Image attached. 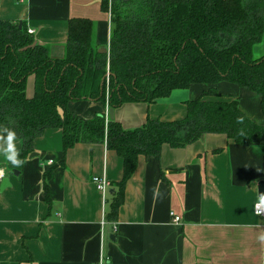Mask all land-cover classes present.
I'll use <instances>...</instances> for the list:
<instances>
[{"label":"crops","instance_id":"crops-1","mask_svg":"<svg viewBox=\"0 0 264 264\" xmlns=\"http://www.w3.org/2000/svg\"><path fill=\"white\" fill-rule=\"evenodd\" d=\"M102 1L0 0V19L25 23L54 58L66 54L70 20L90 19L94 41L109 57L112 14ZM34 82L30 77L29 96ZM216 88L224 98L239 97L242 111L264 125L260 95L228 81ZM208 89L196 83L155 103H125L114 109V119L128 129L148 119L179 120L186 101ZM70 108L83 119L105 113L110 121L108 103L84 100ZM34 149L37 156L19 166L0 156L10 183L1 190L0 182V264H264L258 239L264 219L254 211L264 182V145L209 133L184 148L165 145L160 155H142L115 216L110 211L124 161L106 142L78 143L65 153L62 130L49 128ZM93 176L110 180L106 194Z\"/></svg>","mask_w":264,"mask_h":264},{"label":"trees","instance_id":"trees-1","mask_svg":"<svg viewBox=\"0 0 264 264\" xmlns=\"http://www.w3.org/2000/svg\"><path fill=\"white\" fill-rule=\"evenodd\" d=\"M102 6L112 14L109 57L99 51L90 19L70 20L66 54L57 58L25 23L0 19V131L16 132L20 159L35 153L36 138L49 128L62 130L65 153L78 143L106 142L124 161L115 216L142 155H160L165 145L184 148L209 133L264 145V125L242 111L239 97L224 98L216 88L228 81L254 91L264 112V53H255L264 42V0H103ZM196 83L209 89L186 101V116L175 121L148 119L128 129L115 119L106 123L105 113L83 119L70 108L84 100L114 109L151 104Z\"/></svg>","mask_w":264,"mask_h":264},{"label":"clouds","instance_id":"clouds-1","mask_svg":"<svg viewBox=\"0 0 264 264\" xmlns=\"http://www.w3.org/2000/svg\"><path fill=\"white\" fill-rule=\"evenodd\" d=\"M6 135L0 137V156L4 157L13 166H19L25 161L21 160L19 149L17 147V134L15 131L4 129ZM260 203L264 205V198H261ZM259 215V213H257ZM261 242H264V233L258 236Z\"/></svg>","mask_w":264,"mask_h":264},{"label":"built area","instance_id":"built-area-1","mask_svg":"<svg viewBox=\"0 0 264 264\" xmlns=\"http://www.w3.org/2000/svg\"><path fill=\"white\" fill-rule=\"evenodd\" d=\"M28 32L29 34L33 35L35 31L32 29H28ZM4 177H5L4 172L0 170V182L4 179ZM92 180H93L94 185L100 192L106 194L109 191L111 182L107 177L93 176ZM261 198H264V195L259 197L258 200L256 201L255 206H254V211L256 214L259 213L258 216L264 219V205L260 203ZM171 216L174 218V221L176 223H179L181 221V217L176 215L174 212H171Z\"/></svg>","mask_w":264,"mask_h":264},{"label":"water","instance_id":"water-1","mask_svg":"<svg viewBox=\"0 0 264 264\" xmlns=\"http://www.w3.org/2000/svg\"><path fill=\"white\" fill-rule=\"evenodd\" d=\"M125 2H128V1H131V0H124ZM20 26H22V24L20 23ZM100 52H103V53H105V54H108V50H106V49H103V50H101ZM110 75V73H108V75L107 76H109ZM109 119L110 120H112V119H114V108H110L109 109ZM37 154L38 153H32L31 155H30V157L31 158H34V157H36L37 156ZM9 178H5V179H3V181H2V185H1V190H4L6 187H8L9 186ZM264 195V182L263 181H261L260 182V184H259V196L261 197V196H263Z\"/></svg>","mask_w":264,"mask_h":264},{"label":"rangeland","instance_id":"rangeland-1","mask_svg":"<svg viewBox=\"0 0 264 264\" xmlns=\"http://www.w3.org/2000/svg\"><path fill=\"white\" fill-rule=\"evenodd\" d=\"M261 46L256 48L255 53L256 54H261L264 53V42L262 44H260Z\"/></svg>","mask_w":264,"mask_h":264}]
</instances>
